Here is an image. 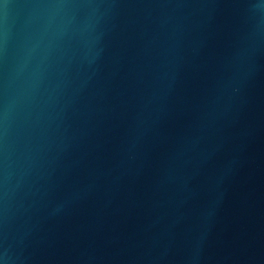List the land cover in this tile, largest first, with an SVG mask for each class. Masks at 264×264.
Here are the masks:
<instances>
[{"label":"water","instance_id":"obj_1","mask_svg":"<svg viewBox=\"0 0 264 264\" xmlns=\"http://www.w3.org/2000/svg\"><path fill=\"white\" fill-rule=\"evenodd\" d=\"M0 264H264V0H0Z\"/></svg>","mask_w":264,"mask_h":264}]
</instances>
